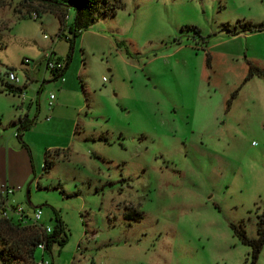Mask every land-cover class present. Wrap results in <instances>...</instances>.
Masks as SVG:
<instances>
[{
    "label": "rangeland",
    "instance_id": "obj_1",
    "mask_svg": "<svg viewBox=\"0 0 264 264\" xmlns=\"http://www.w3.org/2000/svg\"><path fill=\"white\" fill-rule=\"evenodd\" d=\"M42 8L0 0V197L51 237L59 217L45 258L252 264L235 228L258 240L264 217V0H123L76 39L74 9L62 28Z\"/></svg>",
    "mask_w": 264,
    "mask_h": 264
},
{
    "label": "trees",
    "instance_id": "obj_2",
    "mask_svg": "<svg viewBox=\"0 0 264 264\" xmlns=\"http://www.w3.org/2000/svg\"><path fill=\"white\" fill-rule=\"evenodd\" d=\"M38 2L45 8H42L43 11L55 13L58 15L61 27H64V12L68 8H72L75 11V16L73 20L72 33L74 39L82 34V32L86 31L92 23L95 21L97 17H113L116 15L117 11L122 8L123 0H25L28 2ZM37 14V13H36ZM38 16V14H37ZM39 18V16H38ZM264 25L257 27L256 29H263ZM260 31V30H259ZM74 40L71 43V48L73 46ZM70 62V57H69ZM69 62L64 67L62 71V75L66 72ZM25 64V63H24ZM255 74L264 77V71L259 69L254 70ZM252 70L249 72L246 81L252 77ZM54 79H57V76H54ZM13 84V83H12ZM26 89V85L22 87H18L13 84L10 87V91L13 93L21 94ZM26 122V121H25ZM26 127L30 126V123L25 124ZM51 167V164L46 160L43 165V171L45 172L47 169ZM62 223L57 217V230L54 232L53 236L44 237L42 231L36 227H21L11 221L1 219L0 220V260L4 261L7 264H12L13 261H20L22 264H35V252L37 251V244L41 240H45L47 242V251H49V247L53 241H56L60 234L63 232ZM236 235L242 245L250 247L252 250L251 253V261L252 264H256L259 254L262 251L264 246V217H262L259 221V229H258V240H250L244 231H238L235 228ZM21 233L29 234L27 237L22 238L20 240L21 244H17L16 246L9 244L8 236H19ZM21 249H27L24 254H22ZM21 250V254H20Z\"/></svg>",
    "mask_w": 264,
    "mask_h": 264
},
{
    "label": "built area",
    "instance_id": "obj_3",
    "mask_svg": "<svg viewBox=\"0 0 264 264\" xmlns=\"http://www.w3.org/2000/svg\"><path fill=\"white\" fill-rule=\"evenodd\" d=\"M33 17L34 20L38 19V16L36 13H34L31 18ZM52 54L45 55L46 59V69L50 70L52 72L53 76H57L60 78L62 75V71L64 70V66L60 64L59 62L52 61ZM25 64H28V61L24 62ZM7 79L9 82L18 85L20 80L18 76L13 72L10 71L7 74ZM55 97L53 95H50L49 97V107L53 106V100ZM14 192L12 191H6L5 193V199L1 195L0 197V212L3 214V218L5 220L11 221L17 225H20L21 227H36L40 229L44 235V237H49L52 233L51 229L49 227H45L41 224V218H42V212L33 209L32 214L29 213V210L21 206L20 204H11L9 201V196L12 195ZM37 250H39L42 254V257L40 260H36L35 264H51L46 258L45 254L47 251V242L43 239L37 244Z\"/></svg>",
    "mask_w": 264,
    "mask_h": 264
},
{
    "label": "crops",
    "instance_id": "obj_4",
    "mask_svg": "<svg viewBox=\"0 0 264 264\" xmlns=\"http://www.w3.org/2000/svg\"><path fill=\"white\" fill-rule=\"evenodd\" d=\"M57 79H58V77H57ZM57 79H54V80H57ZM41 90H42V87H41ZM31 103H32V101H31ZM31 103H30V104H31Z\"/></svg>",
    "mask_w": 264,
    "mask_h": 264
}]
</instances>
